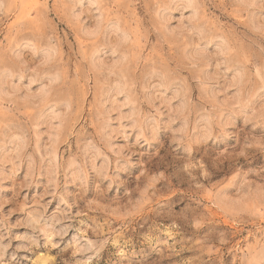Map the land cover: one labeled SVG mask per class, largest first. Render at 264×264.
<instances>
[{"label":"rangeland","instance_id":"1","mask_svg":"<svg viewBox=\"0 0 264 264\" xmlns=\"http://www.w3.org/2000/svg\"><path fill=\"white\" fill-rule=\"evenodd\" d=\"M0 264H264V0H0Z\"/></svg>","mask_w":264,"mask_h":264}]
</instances>
